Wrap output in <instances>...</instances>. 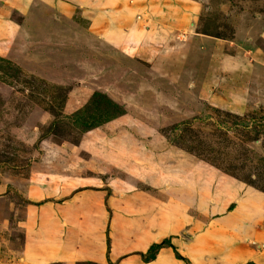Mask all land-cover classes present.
<instances>
[{
    "label": "rangeland",
    "instance_id": "374dc122",
    "mask_svg": "<svg viewBox=\"0 0 264 264\" xmlns=\"http://www.w3.org/2000/svg\"><path fill=\"white\" fill-rule=\"evenodd\" d=\"M126 1L121 27L147 33L120 44L83 33L84 12L107 30L97 0L81 13L69 0H0V264H36L18 225L26 206L57 203L78 176L95 178L83 188L102 190L107 211L133 191L166 202L153 214L182 207L179 238L192 224L217 230L248 192L264 197V0ZM255 207L263 239L247 245L264 251Z\"/></svg>",
    "mask_w": 264,
    "mask_h": 264
},
{
    "label": "crops",
    "instance_id": "0c3cea01",
    "mask_svg": "<svg viewBox=\"0 0 264 264\" xmlns=\"http://www.w3.org/2000/svg\"><path fill=\"white\" fill-rule=\"evenodd\" d=\"M86 1L69 0V3L74 4L76 7L74 10H77L86 4ZM123 2L127 4L126 0H119V8H116L115 0H97V3L105 8L102 11L104 10V25H108L107 30L97 26H93L90 30L91 18L88 12H84L83 27H81L83 33L94 36L92 30H96L97 39H103V42L107 43L117 38V42L125 44L127 42L124 40L125 37L130 36L131 33L134 35L137 33L135 37L138 40L140 37L143 38L142 35L147 32L133 30L134 26L121 27V24L127 22L129 15V7L123 6ZM94 9V7L88 8L92 11ZM79 10L75 12L81 13L83 8ZM110 23L113 25L112 28ZM105 36L108 38L104 39ZM123 52L127 53L124 50ZM198 172L194 169L191 171V179L195 185L199 180ZM76 178L74 176V180ZM78 178L82 182H77L76 187L75 183L69 185V194L63 196L58 193L62 199L57 203L48 202L42 206L33 202L27 204L24 217L18 225L20 224L23 233V247H33L26 253L34 263L40 264L45 260L53 259L67 263L90 260L102 264H245L248 260L255 264H264V251L254 249L251 243V246L247 245L249 238L263 239V235L255 234L253 223L255 212L258 211L255 205L257 204L258 208L263 206L262 196H253V193L247 191L248 195L241 202L237 201L238 204L236 203L232 212L220 216V220L216 222L217 230L209 228L196 230L197 228L192 224L191 227L186 228V236L180 233L182 238H179L176 234L178 231H183L181 223L188 218L187 213L181 211L182 207H170L171 209L167 208L164 213L153 214L149 208L157 206L161 210L163 206H167L166 202L152 195L147 201L142 198L141 193L132 190L128 198L116 195L112 203L106 201L110 209L107 211L102 203L104 198L102 190L95 188L97 186L93 189L83 188L89 186V183L91 185L97 182L95 178L81 176ZM220 179L228 184L229 192L232 193V189L238 191L239 185L236 184L235 179L223 175H220ZM128 188L129 183H121L116 190L129 193ZM106 197L112 198L111 195ZM224 199L229 201L226 195ZM181 204L179 199L175 201V205L181 206ZM208 207H205L204 212L207 213ZM164 236L169 237L170 243L179 255L185 257L186 263L177 258L172 248L167 245L158 248L155 258L143 261L138 252H145L150 244Z\"/></svg>",
    "mask_w": 264,
    "mask_h": 264
},
{
    "label": "trees",
    "instance_id": "16d2710c",
    "mask_svg": "<svg viewBox=\"0 0 264 264\" xmlns=\"http://www.w3.org/2000/svg\"><path fill=\"white\" fill-rule=\"evenodd\" d=\"M164 244L170 246L172 248V250L174 251L175 256L177 258H179V254L175 250L174 246L170 243V240L167 238V239H163L159 243H152V244H150L149 247H148V249H147V251H146V253H144V255H142V259L144 261H147L149 258H151L154 255L156 249L159 248V246L164 245Z\"/></svg>",
    "mask_w": 264,
    "mask_h": 264
},
{
    "label": "clouds",
    "instance_id": "9594fccd",
    "mask_svg": "<svg viewBox=\"0 0 264 264\" xmlns=\"http://www.w3.org/2000/svg\"><path fill=\"white\" fill-rule=\"evenodd\" d=\"M257 249H259V248H257ZM260 250V249H259Z\"/></svg>",
    "mask_w": 264,
    "mask_h": 264
},
{
    "label": "built area",
    "instance_id": "2783aa9c",
    "mask_svg": "<svg viewBox=\"0 0 264 264\" xmlns=\"http://www.w3.org/2000/svg\"><path fill=\"white\" fill-rule=\"evenodd\" d=\"M260 249V248H259Z\"/></svg>",
    "mask_w": 264,
    "mask_h": 264
}]
</instances>
